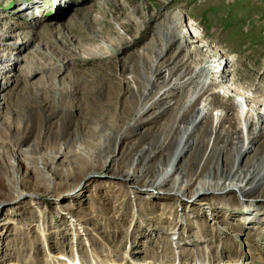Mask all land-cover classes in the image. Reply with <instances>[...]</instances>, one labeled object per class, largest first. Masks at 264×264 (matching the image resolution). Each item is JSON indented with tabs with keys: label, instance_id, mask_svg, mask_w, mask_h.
Listing matches in <instances>:
<instances>
[{
	"label": "bare ground",
	"instance_id": "obj_1",
	"mask_svg": "<svg viewBox=\"0 0 264 264\" xmlns=\"http://www.w3.org/2000/svg\"><path fill=\"white\" fill-rule=\"evenodd\" d=\"M81 6H73L60 21L82 11ZM99 16H78L82 37L65 36L58 26L48 28L49 36L34 34L32 50L16 47L26 32L49 27L39 18L34 27L14 30L9 35L14 41L0 42V212L25 202L58 204L90 181L102 180L110 184L99 203L103 214L121 211L126 217L134 206L132 192L143 203L140 219L149 215L151 223L174 226L173 234L192 221H184L178 209L189 205L203 223L217 222L204 225L201 238L210 231L220 241L218 224L235 220L251 241L262 239L264 64L251 63L246 53L238 60L226 57L209 42L213 31L195 33L203 23H187L194 16L184 8L160 21L146 14L144 24L158 23L138 59L129 62L119 54L141 41L144 29L136 24L131 42L117 27H101ZM47 40L54 42L46 45ZM12 48L27 52L11 57ZM106 57L111 64L117 58L123 70L95 64ZM78 65L79 73H73ZM11 76L13 83L5 85L2 81ZM191 84L195 89L184 90ZM38 216L32 211L26 218L31 222ZM159 248L170 251L167 242ZM120 250L128 246L115 247L111 256L121 258ZM220 250L227 257L234 252L229 244ZM216 251L211 246L212 259ZM135 252L136 260L147 256ZM102 254L99 260L108 262Z\"/></svg>",
	"mask_w": 264,
	"mask_h": 264
},
{
	"label": "rangeland",
	"instance_id": "obj_2",
	"mask_svg": "<svg viewBox=\"0 0 264 264\" xmlns=\"http://www.w3.org/2000/svg\"><path fill=\"white\" fill-rule=\"evenodd\" d=\"M78 5H82V11L60 21L62 14H66L73 6ZM183 8L195 17V19L188 17L187 23L199 21L203 23L202 26L194 29L195 33L204 34L213 31L209 42L216 47L219 46L217 50L224 51L226 57L234 56L235 60H238L244 58L246 53L251 63L264 64V0H175L174 3L172 0H0V28H5V24L8 28V31L1 36L6 39L0 38V42L14 41L15 38L9 37L14 30L17 33L20 26L34 27L31 25H34L33 22L39 18H44L49 27H35L38 29L26 32L28 37L24 40L20 39V42L15 44L16 47L32 50L29 42L34 34L42 33L49 36L48 28L58 26L60 28L57 30H62L65 36L66 33L67 36L77 33L82 37L83 34L80 33L82 30L77 28L82 19L78 16L81 15L85 19L86 14L95 17L100 15L97 19L101 27L108 25L106 28L108 29L115 26L119 29V34L131 42L137 33L135 25L138 24L144 29L141 34L143 39L119 54L121 58L128 56L129 62H135L138 59V51L149 41L158 21L162 20L167 12L173 13ZM139 11L145 14L137 15ZM149 12L159 17L158 21H153L150 26L144 24L146 14ZM120 20H124L126 24L122 26ZM217 31L221 33L220 37H217L215 33ZM44 42L47 45L54 41ZM100 43L103 44V41ZM27 50L19 51L12 48L9 51L11 57H23ZM233 51L238 53H232ZM36 52L38 53L39 49ZM116 59L111 64L110 58L106 57L95 64L105 70H109L106 67L114 64V68L118 71L122 68ZM78 67L79 65L73 67V73H79L75 71ZM88 67L90 66H86ZM125 75L131 76L129 71H126ZM12 78L13 76L1 81L10 86L13 83ZM13 86L17 88L15 83ZM190 88L195 89L194 84L187 85L184 90ZM251 94L254 97L259 96L257 92ZM225 99L229 102L233 101V97ZM262 99L264 101V98ZM261 109L264 111V106ZM109 186L106 181H90L88 187L58 204L25 202L12 209L1 211L0 264H264V232L262 239L255 237V240L251 241L246 234V228H241L239 222L226 220L217 226L216 233L220 235V241L214 240L213 233L207 230L204 238H201L204 225L214 227L213 224L217 225V222L203 223L199 211L195 213L196 210L191 206L184 205L178 206L179 213L184 221L192 219V223L190 222V226L184 225L183 230L178 234H173L174 226L151 223L149 215H142L140 219L143 203L132 192L130 195L134 206L127 211L126 217L121 211L103 214L104 207L99 203L105 201L104 190ZM32 211H37L39 216L36 221L30 222L27 221L26 216ZM228 230H231V233L225 235ZM252 232L253 229L250 227L248 234ZM51 236L55 239L50 240ZM162 238L165 239L164 243L167 242V249L170 250L166 253L164 250L161 253L158 251L164 244ZM95 239L101 245L95 243ZM61 244L63 247L59 249L58 245ZM226 244L233 247L232 256L227 257V254L220 250ZM127 246L128 251L120 250L121 258L111 256L115 247ZM147 246L151 250H148ZM211 246L217 248L214 259L211 257ZM137 250L142 251L141 254H146V258L136 260ZM102 251L110 257L108 262L97 257ZM127 252L130 254L127 255ZM82 256L86 258L82 259Z\"/></svg>",
	"mask_w": 264,
	"mask_h": 264
}]
</instances>
